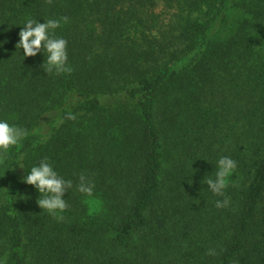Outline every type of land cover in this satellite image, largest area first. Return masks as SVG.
I'll use <instances>...</instances> for the list:
<instances>
[{"label": "trees", "instance_id": "1", "mask_svg": "<svg viewBox=\"0 0 264 264\" xmlns=\"http://www.w3.org/2000/svg\"><path fill=\"white\" fill-rule=\"evenodd\" d=\"M61 16L72 71L45 72L15 24ZM5 37L0 118L28 131L0 162L6 264H264V0H0ZM45 157L62 219L22 180Z\"/></svg>", "mask_w": 264, "mask_h": 264}, {"label": "clouds", "instance_id": "2", "mask_svg": "<svg viewBox=\"0 0 264 264\" xmlns=\"http://www.w3.org/2000/svg\"><path fill=\"white\" fill-rule=\"evenodd\" d=\"M68 17L51 18L47 20L26 18L22 24L23 27L18 32L19 40L15 44L16 49H23V59L27 56H35L41 53L44 57L41 67L45 72L67 73L72 69L68 65L67 41L61 36L55 35L54 30L60 27L61 22H67ZM7 42L5 37L0 40V48ZM41 49L44 51L42 52ZM47 53L45 58L44 53ZM28 135L25 128L10 124L7 119L0 118V162L7 156L8 150L18 145L23 138ZM24 168L20 160L16 161ZM237 167V162L227 155H221L216 160V169L213 176L206 179V184L211 192L218 196L224 195V190L228 186L229 178ZM23 182L34 186L38 191L37 204L42 210L57 219H62L60 215L66 208L65 193L72 187V181L66 180L59 175L48 158L45 157L38 164L31 166L27 174L22 177ZM94 184L83 174L79 176V183L76 185L77 191L84 194L85 197L93 195ZM230 203L229 198L216 200V207H226ZM0 264H6V259L0 257Z\"/></svg>", "mask_w": 264, "mask_h": 264}, {"label": "rangeland", "instance_id": "3", "mask_svg": "<svg viewBox=\"0 0 264 264\" xmlns=\"http://www.w3.org/2000/svg\"><path fill=\"white\" fill-rule=\"evenodd\" d=\"M263 46H264V44H263Z\"/></svg>", "mask_w": 264, "mask_h": 264}]
</instances>
